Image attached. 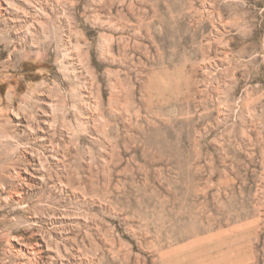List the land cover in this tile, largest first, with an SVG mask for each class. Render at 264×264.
<instances>
[{"label":"rangeland","instance_id":"1","mask_svg":"<svg viewBox=\"0 0 264 264\" xmlns=\"http://www.w3.org/2000/svg\"><path fill=\"white\" fill-rule=\"evenodd\" d=\"M0 264H264V0H0Z\"/></svg>","mask_w":264,"mask_h":264},{"label":"bare ground","instance_id":"2","mask_svg":"<svg viewBox=\"0 0 264 264\" xmlns=\"http://www.w3.org/2000/svg\"><path fill=\"white\" fill-rule=\"evenodd\" d=\"M17 195V194H16ZM12 197V196H11ZM14 197V196H13ZM19 197V196H18ZM20 201V200H19Z\"/></svg>","mask_w":264,"mask_h":264}]
</instances>
